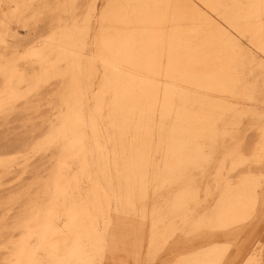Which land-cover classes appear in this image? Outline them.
I'll return each instance as SVG.
<instances>
[{
	"label": "bare ground",
	"instance_id": "6f19581e",
	"mask_svg": "<svg viewBox=\"0 0 264 264\" xmlns=\"http://www.w3.org/2000/svg\"><path fill=\"white\" fill-rule=\"evenodd\" d=\"M23 2L38 21L63 13L47 38L56 49L50 57L56 76L73 49L75 34L87 25L90 1L80 7L69 0H5L2 14L9 15ZM220 4L221 0H109L102 12L101 37L93 56L111 66L109 83L122 136L136 120L120 155L126 187L117 202L136 213L135 193L146 196L149 174H157V189L180 187L149 228L144 213L133 222L138 230L136 258L146 229V250L153 255L191 227L190 248L176 264H259L246 248L264 219L263 93L247 70L248 64H257L255 60L249 62L238 40L213 22ZM233 4L238 13L232 19V32L247 38L264 55V0H233ZM41 56L43 51H35L3 67L1 60L7 56L0 53V116L17 111ZM258 65L264 70V63ZM74 85L75 110L70 105L56 121L45 120L49 122L46 136L28 145L32 153L49 151L42 159L54 160L55 168H48L49 180L43 184V192L50 195L43 206L44 223L36 208L30 222L18 224L25 244L21 256L31 254L27 264H96L94 257H104V233L112 246L118 243V209L105 186V179L119 173L118 156L107 149L99 127L100 106L96 103L88 116L80 105L84 93ZM247 121H251L248 130L256 134L251 147L244 134ZM89 128L101 155L98 174L103 176L89 187L86 197H80L76 192L81 176L92 174ZM4 152L0 148V168L6 170L16 160L3 158ZM206 178H212V184L198 183ZM41 232L46 233L41 242L47 257L31 252L29 246Z\"/></svg>",
	"mask_w": 264,
	"mask_h": 264
},
{
	"label": "rangeland",
	"instance_id": "374dc122",
	"mask_svg": "<svg viewBox=\"0 0 264 264\" xmlns=\"http://www.w3.org/2000/svg\"><path fill=\"white\" fill-rule=\"evenodd\" d=\"M85 1L69 0V3L81 7ZM89 1L92 12L89 20L85 22L87 25L83 31L75 34L73 49L68 53L63 65L59 67L58 75L53 76L50 57L56 49L47 41V38L56 31L57 23L61 21L63 13L60 11L46 15L42 21H38L31 17L27 11L26 2H23L16 10L10 11L9 15H3L5 0H0V38L4 40V43L0 41V53L4 52L7 56L1 60L3 67L20 57L31 55L35 51H43V56L37 59L36 70L30 72L32 76L27 83L29 88L23 91L25 98L20 99L17 103V111L8 117L0 116V148L1 150L5 148V157L3 158L16 160V163L12 164L10 168L6 170L0 168V264H27L29 260L30 252L24 258L21 256V253L25 251V244L21 241V230L18 224L30 222L37 211L36 208L41 210L42 223H44L46 209L43 206L50 199V195L43 192V184L49 180L47 171L48 168L52 170L55 168V162L52 160L49 163L48 160L42 159L44 154H50L49 151L32 153L31 147L28 145L36 143L46 136L49 131L48 120L56 121L70 105L75 110L78 104L74 105V100H72L75 92L74 82L84 93L80 105L84 107L88 116L93 113L96 103L100 106V110L96 114L99 127L102 129L104 139L108 141L107 149L114 151L118 156L116 165L119 168V173L111 174V181L105 179V186L112 196L113 208L118 209V243L116 246H112L108 241V234L104 233V257L102 259L94 257L96 264H176L190 248L187 244L190 239L188 231L191 227H186L184 232L172 240L164 251L150 255L146 250L149 239L146 229V239L142 244L140 257H135L134 245L137 239L135 234L138 230L133 222L144 213L146 228H149L156 220L155 214L168 204L174 196V192L180 187H173L172 190L157 189L159 184L156 180L157 174H149L146 196L140 195L138 190L135 193L136 213L125 205L124 207L120 205L119 201L117 202V198L125 195L126 187L124 174H121L123 164L120 155L122 148L127 145L128 139L133 135L136 120H132L128 124L126 135L122 136L121 118L114 112L111 84L109 83L111 66L103 64L93 56L98 50L101 37L102 12L109 0ZM237 13L238 10L235 8L233 0H221L213 22L222 31L230 32L238 40L241 52L248 54L249 62L255 60L257 63L255 66L248 64L247 70L251 71L252 78L256 80L258 90L261 94L263 93L261 98L264 100V70L256 68L260 62L264 63V55L251 47L247 38L232 32L234 31L232 27L234 20L232 19ZM220 34L221 32L218 30L217 35ZM248 61L247 63H249ZM192 95L199 96L197 93H192ZM250 124L251 121L244 124V134L248 140L247 147H251L256 140L254 131L248 130ZM224 127L221 124L219 129L223 130ZM88 131L91 136L89 148L92 153L90 158L92 174H90V178H87L88 174L81 176L82 184L76 192V195L80 197H86L89 187L103 176V174H98L97 169V162L101 159V155L92 137L91 128ZM55 151L59 153L60 147ZM156 157L155 165L159 163V156ZM34 168L37 171H34ZM112 169L114 173L116 167L113 164ZM210 181L213 179L206 178L198 180V183L205 186L207 183L212 184ZM202 212L198 211V213ZM45 236L46 233L41 232L38 239L30 240L31 252L37 251L42 254V257H47L41 242ZM223 240L214 239L213 241L224 242ZM246 249L258 259L259 264H264V219L250 236ZM4 257H6V261Z\"/></svg>",
	"mask_w": 264,
	"mask_h": 264
}]
</instances>
